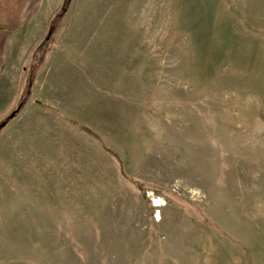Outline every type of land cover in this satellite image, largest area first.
Returning <instances> with one entry per match:
<instances>
[{
    "label": "rangeland",
    "instance_id": "374dc122",
    "mask_svg": "<svg viewBox=\"0 0 264 264\" xmlns=\"http://www.w3.org/2000/svg\"><path fill=\"white\" fill-rule=\"evenodd\" d=\"M54 20L4 79L0 264H264V0Z\"/></svg>",
    "mask_w": 264,
    "mask_h": 264
},
{
    "label": "crops",
    "instance_id": "0c3cea01",
    "mask_svg": "<svg viewBox=\"0 0 264 264\" xmlns=\"http://www.w3.org/2000/svg\"><path fill=\"white\" fill-rule=\"evenodd\" d=\"M51 9L52 0H0V122L12 109L11 100L18 101L17 90L11 95V91H7L6 74L22 71L20 56L26 49L24 43L48 29ZM22 101L23 106L28 102L27 94ZM13 118L7 126L12 124Z\"/></svg>",
    "mask_w": 264,
    "mask_h": 264
},
{
    "label": "trees",
    "instance_id": "16d2710c",
    "mask_svg": "<svg viewBox=\"0 0 264 264\" xmlns=\"http://www.w3.org/2000/svg\"><path fill=\"white\" fill-rule=\"evenodd\" d=\"M68 1L69 0H66L64 3H63V6H62V8H61V11L60 12H57L56 14H55V16H54V18L52 19V21L50 22V29H51V25L53 24V22L55 21L54 19L55 18H59L60 16H61V14L64 12V10H65V8H66V5H67V3H68ZM50 34H51V32L49 31L48 33H47V35H46V40L49 38V36H50ZM29 83V86L31 85V81H29L28 82ZM29 86H28V88H29ZM27 95H28V93H27ZM23 104H24V102L23 101H20L19 102V104H18V106L17 107H19V110L22 108V106H23ZM17 114V113H16ZM15 114V115H16ZM11 119L9 118V117H7L3 122H1L0 123V129L2 128V127H4L5 125H6V123L8 122V121H10Z\"/></svg>",
    "mask_w": 264,
    "mask_h": 264
},
{
    "label": "water",
    "instance_id": "95a60500",
    "mask_svg": "<svg viewBox=\"0 0 264 264\" xmlns=\"http://www.w3.org/2000/svg\"><path fill=\"white\" fill-rule=\"evenodd\" d=\"M19 112V107H17L13 112H11V114L8 116L10 119H12L16 113Z\"/></svg>",
    "mask_w": 264,
    "mask_h": 264
}]
</instances>
